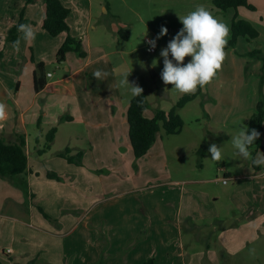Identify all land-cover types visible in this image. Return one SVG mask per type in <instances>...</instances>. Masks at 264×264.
<instances>
[{"label":"crops","instance_id":"0c3cea01","mask_svg":"<svg viewBox=\"0 0 264 264\" xmlns=\"http://www.w3.org/2000/svg\"><path fill=\"white\" fill-rule=\"evenodd\" d=\"M60 1L69 8V29L51 35L42 26L43 0H0V103L7 112L0 121V134L9 141L24 134L27 144L33 132L42 135L64 121L82 125L71 128L68 140L86 142L70 148L71 154L83 152L81 164L60 156L59 168L53 163L43 167L47 150L40 153L38 147L36 163L28 159L30 171L18 176L26 180V192L0 177V262L144 264L152 259L154 264H264V164H257V170L251 159L242 161L230 146L221 149L224 159L216 161L218 174L209 175L203 171L205 154L186 163V168V151L176 145L167 148L158 132L148 151L135 158L126 117L132 95L121 91L114 75L117 67L109 63L108 52L116 49L109 48L106 39L109 26L115 29L104 14L125 25L124 20L102 0ZM122 1L139 14L136 3ZM260 3L264 8V0ZM239 7L229 19V29L235 14L250 19L246 11L240 14ZM20 17L31 24L35 38L25 41L19 32L16 48L8 31ZM68 33L80 39L84 62L74 61L75 52L67 51L61 60L63 70L47 68L58 61L57 50ZM38 62L44 64L47 84L69 78L74 93L35 91L33 72ZM235 62V52H228L216 73L226 78ZM96 69L107 75L97 79ZM208 83L196 97L202 95L211 127H224L227 134L232 121H248L259 92L243 96L237 93L241 87L237 82L231 87ZM158 104L154 103L155 109L162 108ZM148 107L144 114L150 117ZM36 142L40 145L37 135ZM196 144L193 141L189 150L195 151ZM169 155L176 161V171L169 167ZM261 156L264 121L262 145L254 158ZM48 170L62 178L48 177ZM8 226L10 235L4 236Z\"/></svg>","mask_w":264,"mask_h":264},{"label":"rangeland","instance_id":"374dc122","mask_svg":"<svg viewBox=\"0 0 264 264\" xmlns=\"http://www.w3.org/2000/svg\"><path fill=\"white\" fill-rule=\"evenodd\" d=\"M103 5L108 9H117L121 15V21L111 18L110 14H104L109 21L114 22L112 25L115 31L110 30L106 39V43L109 48H115L113 52H108V60L111 66H116L115 79L119 81L122 73L129 72L128 79L131 83L139 85L143 91L147 94L150 101L149 111L154 113V103L157 101L158 107L162 106L163 109H169L175 101L184 93L176 90L171 83L165 84L161 79L160 72L163 68V58L159 55L162 47L166 46L169 39L175 35L176 32L183 26L182 21L179 19V15H185L188 12L194 10L198 6H204L207 8L218 20L224 22L229 27V19L234 10L236 13L237 8H227L225 10L217 9L212 0H127L128 3H136L139 8V14H136L129 8L125 7L122 0H102ZM254 4L255 9H249L245 6L239 7L240 14L242 11H246V15L250 18L249 21L258 31V37L248 39L243 36L237 38L236 43L233 46L225 48V53L235 52L236 62L233 64V71L229 76L224 78L222 73H216V75L209 81L214 82L217 85L225 86L229 83L230 87L233 82H237L241 87L237 88V93L241 92V95L248 96L255 90L259 92L261 79L262 91L264 93V57H256L250 52H264V8L262 7L260 0H249ZM103 12V8H101ZM243 17V16H241ZM244 18V17H243ZM117 19V18H116ZM108 24V25H109ZM161 25H166L168 33L157 40V45L154 51H148L146 38H154L160 30ZM123 27V28H122ZM121 29V30H120ZM145 36L142 38V36ZM230 36V29H229ZM228 36V38H229ZM227 38V39H228ZM74 61L84 62L82 56L77 53H73ZM190 59V56L185 57L186 63ZM154 63V65H153ZM46 67L51 70H63V63L54 60L51 64H46ZM263 70V71H262ZM114 72V71H113ZM117 76V77H116ZM53 77H47V79H54ZM209 84V83H208ZM123 93L128 91L121 89ZM130 93V92H129ZM131 94V93H130ZM204 101L202 95L196 97L193 100L188 101L185 106L179 109V113L183 118L184 124L182 129L177 133H166L162 124L160 123V129L157 133V137L161 136L164 140L165 146L171 148L178 146L183 149L181 152L186 151L184 154V163L192 164L198 159V148L201 144H206V152L204 156V173L215 176L218 174L216 170V161L211 159V153L208 151L209 145L212 143L221 146V149H230L232 146L231 133L235 134L241 127L246 128L247 122L236 119L232 121L229 126L230 131L226 134L224 127H217L207 121V108L204 107ZM66 122H58V132L56 137L50 143V148H47L46 155L42 160L43 167L45 165H51L59 168V160L62 157H58L57 153L65 149V147L84 146V139H71L68 140V132L71 128H80L75 123L65 124ZM242 123V124H240ZM47 128V125H44ZM223 129V131H222ZM46 130L40 135L37 131L33 132L26 144V153L31 163H36L38 157L37 148L44 147L46 143ZM36 135L39 138L40 145L36 142ZM196 141V150L191 151L189 148L193 146L191 143ZM202 159V158H201ZM176 161L169 155V167L172 171H176ZM41 169V166H36ZM187 168V165H186ZM180 174L179 172H173ZM1 177V176H0ZM4 178V177H1ZM8 180L7 178H5ZM9 181V180H8ZM10 182V181H9ZM3 189V185H0V190ZM2 229V227H1ZM11 227L8 226L3 230L4 236H9ZM141 237V235H139ZM104 262V260L102 261Z\"/></svg>","mask_w":264,"mask_h":264},{"label":"trees","instance_id":"16d2710c","mask_svg":"<svg viewBox=\"0 0 264 264\" xmlns=\"http://www.w3.org/2000/svg\"><path fill=\"white\" fill-rule=\"evenodd\" d=\"M31 1V0H29ZM45 3V14L42 20V26L51 35H57L62 31H67L69 26L67 24V15L69 8L64 6L60 0H43ZM214 6L219 10H226L229 7L237 8L238 6H245L249 9H255L254 4L249 0H212ZM27 20L20 17L17 23H15L8 31V39L12 42L17 40V25L19 23H26ZM245 36L246 38H255L258 36L257 29L253 24L244 18L235 14L230 23V36L227 39L225 48L233 46L239 36ZM67 51H74L79 56H84L81 41L69 33L66 35L64 41L57 50V60L61 61L65 58ZM256 57H261L260 52H250ZM264 57V56H263ZM44 69L43 62H38L33 72V83L35 91L47 88V91L55 93L73 94L74 88L71 79H62L56 83L47 84L45 77L42 75ZM264 70V67H263ZM262 70V71H263ZM264 72V71H263ZM262 81L260 84L259 98L256 103L255 110L250 114L246 128H255L261 135L257 140L250 145V152L254 157L256 149L262 145V128L264 121V93L262 91ZM201 87H197V90L193 93L182 94L175 103L169 109L156 108L152 116L148 117L144 114L145 109L148 107V100L146 93L140 96L131 97L128 108L126 111V117L129 125V137L133 154L135 158H139L144 155L155 141L156 133L160 129V123L162 124L166 133H177L183 127L184 121L179 113V109L183 107L188 101L194 99L200 92ZM56 126L50 127L45 136L46 143L42 149L38 151L41 153L45 149L50 147V143L55 137ZM206 144H201L198 148L199 156L202 157L206 152ZM70 147L57 154L67 159L68 162H74L81 164L82 151L70 153ZM252 162V160H251ZM257 170L258 165L252 163ZM30 171L28 166V157L26 153V139L24 134L17 133L13 141H9L0 134V176L7 178L19 186L23 191L27 190L26 180L18 179V176L26 174ZM47 176L51 178L61 179L62 177L52 170L47 171ZM0 264H2L0 262ZM144 264H154L152 259H147Z\"/></svg>","mask_w":264,"mask_h":264},{"label":"clouds","instance_id":"9594fccd","mask_svg":"<svg viewBox=\"0 0 264 264\" xmlns=\"http://www.w3.org/2000/svg\"><path fill=\"white\" fill-rule=\"evenodd\" d=\"M182 27L162 47L159 55L163 58V68L160 76L165 84L171 83L181 93H193L197 87H204L215 75L225 58V45L229 36V27L218 20L207 8L198 6L185 15H179ZM17 31L23 34L25 41L35 38V31L29 23H19ZM168 33L166 25H161L156 37L148 39L150 50L157 45V40ZM145 34L142 36V38ZM19 40L13 46L19 47ZM190 59L185 63V57ZM154 65V63H153ZM130 72V71H129ZM129 72L122 73L118 86L131 93L133 97L140 96L143 89L128 79ZM101 69H96L93 76L103 79L106 76ZM7 118L5 105L0 103V121ZM261 133L255 128L241 127L235 134L231 133L232 146L236 157L242 161L252 160L254 164H264V156L252 157V145ZM208 151L213 161L224 159L221 146L212 143Z\"/></svg>","mask_w":264,"mask_h":264},{"label":"built area","instance_id":"2783aa9c","mask_svg":"<svg viewBox=\"0 0 264 264\" xmlns=\"http://www.w3.org/2000/svg\"><path fill=\"white\" fill-rule=\"evenodd\" d=\"M148 39H150V38H146V43H147V40H148ZM147 44H148V43H147ZM147 50L152 52V51H154L155 49H151V50H150V46L148 45V46H147ZM50 74H51V73L49 72L48 75H50ZM220 168H222V167H220ZM226 180H227V177L224 176V177L222 178V181H223V182H226Z\"/></svg>","mask_w":264,"mask_h":264}]
</instances>
